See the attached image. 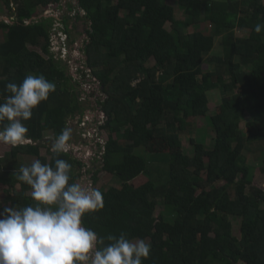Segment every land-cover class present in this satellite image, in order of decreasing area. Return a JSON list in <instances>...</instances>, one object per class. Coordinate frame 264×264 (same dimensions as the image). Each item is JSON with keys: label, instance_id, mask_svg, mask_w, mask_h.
<instances>
[{"label": "trees", "instance_id": "16d2710c", "mask_svg": "<svg viewBox=\"0 0 264 264\" xmlns=\"http://www.w3.org/2000/svg\"><path fill=\"white\" fill-rule=\"evenodd\" d=\"M13 1L15 9L11 0H0L14 15L11 22L0 20V103L10 94L6 84L19 85L28 74H42L56 85L23 122L26 139L34 143L10 146L0 155V184L8 188L10 207L20 209L33 205L32 190L17 179L20 172L5 173L8 161L24 155L54 166L56 158L64 159L71 165L70 183H77L86 164L68 152L56 157L51 147L49 160L40 155L46 132L55 140L70 117L83 115L71 91L72 75L50 52L52 19L32 21L36 7L61 0ZM172 2L75 1L74 18L89 22L85 62L104 94L97 105L109 139L100 168L120 181L96 188L98 170H86L103 207L85 214L82 224L103 238L124 233L148 239L151 251L143 264H264V190L251 185L253 166L243 154H264V30L254 31L264 24L263 0H211L204 11L202 0ZM205 23L211 25L208 34ZM236 29L246 35L236 36ZM218 37L222 55L206 58ZM214 89L223 97L208 114V92ZM201 117L215 137L210 148L191 138L190 156L181 136L194 132ZM231 217L241 219L239 237Z\"/></svg>", "mask_w": 264, "mask_h": 264}, {"label": "clouds", "instance_id": "9594fccd", "mask_svg": "<svg viewBox=\"0 0 264 264\" xmlns=\"http://www.w3.org/2000/svg\"><path fill=\"white\" fill-rule=\"evenodd\" d=\"M262 30L264 24L254 26L255 33ZM55 90L42 74H28L19 85L7 83L10 94L0 103V124L7 123L0 128V142L14 147L32 142L23 122ZM71 135L64 128L54 140L56 157L68 149ZM70 171L71 165L59 158L54 166L37 159L19 169L17 179L30 186L34 203L0 212V264H143L151 251L144 239L124 233L103 238L82 224L85 214L103 207V196L98 189L70 183Z\"/></svg>", "mask_w": 264, "mask_h": 264}, {"label": "rangeland", "instance_id": "374dc122", "mask_svg": "<svg viewBox=\"0 0 264 264\" xmlns=\"http://www.w3.org/2000/svg\"><path fill=\"white\" fill-rule=\"evenodd\" d=\"M64 4L63 8L58 7L57 5L42 7L38 6L35 9V17L32 21L40 20L41 18L52 19V26L50 29V52L54 56L55 60L60 62L62 66L65 67L67 74L72 75L71 83L73 84L71 91L77 93L79 104L81 105L83 115L76 113L73 117L68 119L67 128H70L72 131L71 139L69 141V147L65 152L70 153L74 157L82 160L86 166L81 170L83 175L77 179V183L82 186L94 188L91 172L86 170H98L97 177L98 182L96 188L108 189L111 186H116L120 183L119 179L114 177L111 174H108L106 171L101 170L102 168V147L105 142L104 132L107 131L102 129L104 124V115L97 101L104 97V94L101 90L99 82L91 73V69L86 65V55L83 51L74 50V38L80 37L75 30L70 34L69 38H66V35L63 34L64 20H66V26L73 22L74 18V7L75 3L73 0H62ZM211 0H202L203 2V11L208 8ZM169 4H174L172 0H167ZM264 3V0H263ZM12 9H15L14 1L11 0ZM14 11V10H13ZM83 13V11H81ZM14 15L10 14L7 7L4 4H0V20L11 22ZM65 18L64 20H62ZM29 21H27L28 23ZM203 32L209 33L211 30L210 23H205L202 25ZM166 28L171 30L170 23L166 24ZM78 31V30H77ZM192 31V29H189ZM248 32V31H247ZM235 35L238 37H243L246 35L245 31L235 30ZM4 38V33L0 30V41ZM86 39H80L81 47H84ZM74 42V43H73ZM31 49H34L41 53L36 47L30 46ZM223 45L221 43V38L218 37L215 40V45L211 54H208L206 58H210L214 55H222ZM42 54V53H41ZM44 57L46 55L43 54ZM151 63H154L151 60ZM206 69V67H205ZM223 97V92L219 89H214L208 92L209 98V111L208 114H213L216 110V107L220 104L221 98ZM246 118H244L240 124L241 129L246 132ZM196 130L192 133L184 134L181 136V146L183 152L187 155L192 156L194 153V145L191 143V138H194L197 142L203 143L206 148H210L211 142L215 137V131L210 127L205 118L201 117L197 119ZM89 128L91 130H89ZM94 132V133H92ZM108 135V133H107ZM116 135L114 134V137ZM54 140L52 139L51 132H46L43 144L40 147V155L46 158V161L49 160L50 155L47 151L48 147L52 148ZM34 143V142H32ZM11 145L0 142V155L8 153V150ZM243 154L246 159V163L253 166V179L252 186L258 187L264 190V172L261 170L262 161L264 154L259 150H249L245 149ZM151 155V154H150ZM37 160L31 156H22L16 161H8L9 166L6 169V174L9 176H14L15 173L19 172V169L22 166H30L33 161ZM153 162H150L151 167L154 166V161H160L159 157L152 159ZM100 161V163H97ZM101 167V168H100ZM79 170L77 171V173ZM19 187V184L17 185ZM7 186L0 184V212H3V209L10 207V198L7 195ZM30 193V192H29ZM162 209V206L157 207V212ZM232 223V233L236 237L240 236V222L241 219L238 217L230 218ZM146 242L149 243V240L146 239ZM240 264V263H239Z\"/></svg>", "mask_w": 264, "mask_h": 264}, {"label": "flooded vegetation", "instance_id": "af4514ba", "mask_svg": "<svg viewBox=\"0 0 264 264\" xmlns=\"http://www.w3.org/2000/svg\"><path fill=\"white\" fill-rule=\"evenodd\" d=\"M74 3L76 0H73ZM63 3V1L61 0L59 3H56V4H53V5H57L58 7H62L64 6V4H61ZM76 4V3H75ZM74 4V5H75ZM51 5V6H53ZM74 5L72 7H74ZM50 6V5H49ZM47 6V7H49ZM82 13V12H81ZM74 15H76V11L74 13ZM65 18H63L62 20H64ZM66 20H64V28H63V34L66 35V38H69L71 35V33L73 32V30L76 31V33L80 36V37H76L74 38V50L76 51H82L84 47H81L79 42H80V39H86L87 38V29L89 28V22L88 20L84 17V18H73V22H71L70 24H68L66 26ZM67 28V30L65 31V29ZM78 30V31H77ZM71 32V33H70ZM79 41V42H78Z\"/></svg>", "mask_w": 264, "mask_h": 264}, {"label": "water", "instance_id": "95a60500", "mask_svg": "<svg viewBox=\"0 0 264 264\" xmlns=\"http://www.w3.org/2000/svg\"><path fill=\"white\" fill-rule=\"evenodd\" d=\"M104 138H105L106 141L109 139L107 133H105V132H104ZM102 166H103V164H102Z\"/></svg>", "mask_w": 264, "mask_h": 264}, {"label": "built area", "instance_id": "2783aa9c", "mask_svg": "<svg viewBox=\"0 0 264 264\" xmlns=\"http://www.w3.org/2000/svg\"><path fill=\"white\" fill-rule=\"evenodd\" d=\"M89 130H91V129L89 128ZM92 133H94V132H92ZM104 145H105V142H104ZM104 145H103V147H102V150L104 149Z\"/></svg>", "mask_w": 264, "mask_h": 264}]
</instances>
